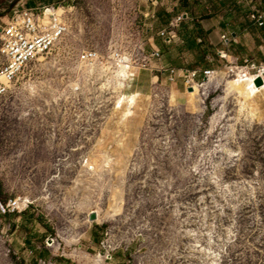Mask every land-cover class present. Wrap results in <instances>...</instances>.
<instances>
[{"label":"rangeland","instance_id":"374dc122","mask_svg":"<svg viewBox=\"0 0 264 264\" xmlns=\"http://www.w3.org/2000/svg\"><path fill=\"white\" fill-rule=\"evenodd\" d=\"M49 1L0 0V29ZM49 5L66 7L69 34L0 97V202L23 199L0 209V264H264V90L230 69L264 66V27L252 21L264 0ZM207 19L218 36L203 32ZM168 29L171 44L159 36ZM166 69L200 71L207 90ZM127 97L136 103L121 107Z\"/></svg>","mask_w":264,"mask_h":264},{"label":"built area","instance_id":"2783aa9c","mask_svg":"<svg viewBox=\"0 0 264 264\" xmlns=\"http://www.w3.org/2000/svg\"><path fill=\"white\" fill-rule=\"evenodd\" d=\"M148 1L154 8L159 5V0ZM66 13V7L57 5L35 10L22 9L13 12L6 26L0 29V53L3 59L0 63V97L7 95L11 91L15 81L24 73L30 63L49 56L64 41L71 29ZM252 21L260 27H264V17L260 12L254 13ZM170 27L173 29L174 25L171 24ZM171 29L164 30L159 34L162 39L168 41V44H171L172 40L176 39V35ZM161 56L162 54L159 50H153L150 54V60H159ZM84 60L91 62L92 67H99L97 62L99 55L97 52L85 54ZM121 61H126V59L118 54L114 56L115 67L122 68L124 63ZM130 65L128 79L133 77L131 70L134 67L132 64ZM146 66L147 64L140 67L147 69ZM163 71L171 82H175L178 78L182 77L187 87H192L195 82L198 83L197 79L201 74L197 70L166 69ZM215 73L217 71L213 69L202 71L203 77L206 80L208 79V81H211V79L215 80ZM254 75L256 78L255 82L260 77L264 80V66L255 69ZM14 206H16V202L11 201L6 205L0 202V209L3 214L13 212Z\"/></svg>","mask_w":264,"mask_h":264},{"label":"bare ground","instance_id":"6f19581e","mask_svg":"<svg viewBox=\"0 0 264 264\" xmlns=\"http://www.w3.org/2000/svg\"><path fill=\"white\" fill-rule=\"evenodd\" d=\"M223 56V55H222ZM223 58H225V56H223ZM122 62V61H121ZM122 63H124V66L120 69V70H126L127 71V73H129L130 74V71H128V69L130 68V66L131 65H127V64H129V60H126V61H123ZM122 63H121V65H122ZM230 69H232V71H231V73H233V76H231V77H233V78H236V79H240L242 82H243V84L245 85H247V90L251 93H254V94H260L261 93V91L262 90H264V85L263 86H261V87H259V86H257L256 85V82H255V75L254 74H249V73H244L243 75H242V73H240L239 71H237V69L235 70L234 68H230ZM239 70V69H238ZM243 72H245V71H243ZM214 75H217V73H215ZM205 84H199V83H194L193 85H192V87L193 88H197V87H199V86H204ZM131 97H134L135 99H137L138 97H139V94H137V95H134V96H131ZM131 97H127V98H123L122 99V101L120 102V106L121 107H123L124 106V104H126L127 106H129V104L130 105H133L134 103H136V102H133V100L131 99ZM137 101V100H136ZM130 115H132V111H131V109L128 107L127 109H126V112H125V114H124V116L125 117H128V116H130ZM22 201H23V199H20L19 201H17L16 202V206H18L19 208H21L20 207V205H19V203H22ZM96 214V213H95Z\"/></svg>","mask_w":264,"mask_h":264},{"label":"crops","instance_id":"0c3cea01","mask_svg":"<svg viewBox=\"0 0 264 264\" xmlns=\"http://www.w3.org/2000/svg\"><path fill=\"white\" fill-rule=\"evenodd\" d=\"M52 1H54V0H50L49 2H47V3H45V2H43V4H48V5H45V6H51V5H49ZM178 1H180V0H178ZM184 1V3L187 5V4H189V1L190 0H183ZM44 6V7H45ZM207 9H210V11H209V14H206L207 16H211V18H213V15L215 14V10H214V5L212 4V3H208L207 4ZM149 17V16H148ZM159 17H160V15H158V18H157V20L159 19ZM153 18L155 19L156 18V15H154L153 16ZM184 18H185V21H186V19L188 20L189 19V14L187 13V14H185V16H184ZM207 26L205 25V24H203L202 25V29H203V32L205 33V35H207L208 36V38H210V37H212V36H214V35H217V30H215L214 29V26H211V22H212V19L210 20V19H207ZM247 26V28L245 29V33H253V30H254V27H251V26H249V24H246ZM263 28V27H262ZM263 30V29H262ZM218 36V35H217ZM244 36H249L248 34H246V35H244ZM231 37H232V40H229V42H228V46H226V50H228L229 49V47H231L233 44H238L239 43V41H238V39H239V34H237L236 32H233L232 34H231ZM259 43V42H258ZM219 53V52H218ZM222 55L223 56H225V58L224 59H226V60H229V62H230V64H235L236 63V60H235V58H233L231 55H226L225 53H222ZM209 69H214V65H213V67H209ZM242 69H245V70H247L248 71V69L247 68H242ZM204 70H208V69H204ZM203 70V71H204ZM218 73V72H217ZM205 80H206V78H205ZM207 81H208V79H207ZM208 82H211V81H208ZM202 88V87H201ZM203 88H206V86L204 85L203 86ZM206 90H207V88H206Z\"/></svg>","mask_w":264,"mask_h":264},{"label":"water","instance_id":"95a60500","mask_svg":"<svg viewBox=\"0 0 264 264\" xmlns=\"http://www.w3.org/2000/svg\"><path fill=\"white\" fill-rule=\"evenodd\" d=\"M256 85L259 86V87L263 86V85H264V80H263L261 77L258 78V79L256 80ZM188 90H189V92H192V91H193V87H189ZM90 220H91V221L96 220V215H95V213H92V214H91V216H90Z\"/></svg>","mask_w":264,"mask_h":264}]
</instances>
